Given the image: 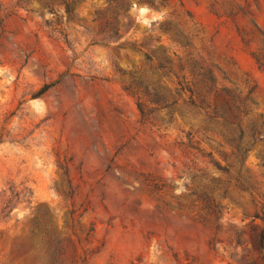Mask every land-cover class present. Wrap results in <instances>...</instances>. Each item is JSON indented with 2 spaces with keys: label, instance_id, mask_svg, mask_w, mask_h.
Returning a JSON list of instances; mask_svg holds the SVG:
<instances>
[{
  "label": "rangeland",
  "instance_id": "1",
  "mask_svg": "<svg viewBox=\"0 0 264 264\" xmlns=\"http://www.w3.org/2000/svg\"><path fill=\"white\" fill-rule=\"evenodd\" d=\"M124 1L0 0V264H264V0Z\"/></svg>",
  "mask_w": 264,
  "mask_h": 264
},
{
  "label": "trees",
  "instance_id": "2",
  "mask_svg": "<svg viewBox=\"0 0 264 264\" xmlns=\"http://www.w3.org/2000/svg\"><path fill=\"white\" fill-rule=\"evenodd\" d=\"M42 3V5L50 12L53 13V5L54 4H61L63 5L64 9L66 12L69 11L71 6L74 4L80 3L84 0H38ZM148 3H151L149 0H144ZM108 6L110 7L108 9L109 15L111 17L117 18L120 15L127 16V10H128V3H126L124 0H106ZM146 58L151 61L152 57L148 54H146ZM166 61H159L156 64L157 69H163L166 70L168 69V66L166 65ZM204 76H207L209 80H212L211 72L210 70H207ZM140 88H143V92L148 95V100L153 103V104H158L160 100H165V95L163 93H160L157 90H149L148 85L145 82H139ZM224 91L227 94L228 98L223 99V102L220 103V105H213V107L210 108V104L206 101V93L207 91L203 92V89L198 90L196 88V91H194V95L198 98L197 100L192 99V96L189 97V99L184 102V105L191 107L194 110H201L203 111V114L207 116V118L210 119H221L220 124L226 125L230 131L233 133V138L232 141L234 144H232V148L235 150H238L239 152H244L247 150V148H242L240 147L239 144H237L235 141L240 140V144L243 138V135H245L244 131V116H246L247 113V103L248 100L253 99L249 97L248 94L252 92V89L248 90V93L245 96H240V93H242V90H239L238 88L231 89V91L224 89ZM207 104H205V102ZM175 100H173L171 103H169L168 107L170 109L174 108ZM137 108L141 114L142 117H145L148 115L149 112H151L153 109L152 108H147L144 106V104L141 101L137 102ZM263 132V134H261ZM259 134L264 138V121H252L250 123V138H252L253 142L257 139ZM236 138H235V137ZM263 225H264V216L262 217ZM261 240L264 239V226L262 229V233L260 236Z\"/></svg>",
  "mask_w": 264,
  "mask_h": 264
}]
</instances>
